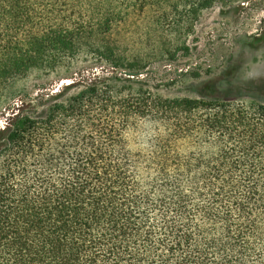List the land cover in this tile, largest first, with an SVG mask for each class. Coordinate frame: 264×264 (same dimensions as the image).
<instances>
[{
	"label": "trees",
	"instance_id": "trees-1",
	"mask_svg": "<svg viewBox=\"0 0 264 264\" xmlns=\"http://www.w3.org/2000/svg\"><path fill=\"white\" fill-rule=\"evenodd\" d=\"M215 3L0 0V90L83 61L133 75L126 18L188 28ZM72 89L0 131V264H264V104Z\"/></svg>",
	"mask_w": 264,
	"mask_h": 264
},
{
	"label": "rangeland",
	"instance_id": "rangeland-1",
	"mask_svg": "<svg viewBox=\"0 0 264 264\" xmlns=\"http://www.w3.org/2000/svg\"><path fill=\"white\" fill-rule=\"evenodd\" d=\"M112 37L133 75L128 66L85 61L72 72L35 71L0 90V131L19 116L43 114L66 87L74 93L115 76L143 82L166 99L264 104V0H216L188 28L164 23L152 10L135 13ZM149 128L144 124L135 136L143 140Z\"/></svg>",
	"mask_w": 264,
	"mask_h": 264
}]
</instances>
